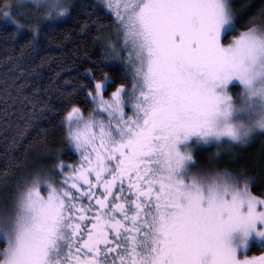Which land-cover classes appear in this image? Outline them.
<instances>
[{
  "label": "snow or ice",
  "instance_id": "1",
  "mask_svg": "<svg viewBox=\"0 0 264 264\" xmlns=\"http://www.w3.org/2000/svg\"><path fill=\"white\" fill-rule=\"evenodd\" d=\"M101 2L116 42L102 45L59 109L78 160L56 151L51 168L4 170L0 264H264V251L247 255L264 249V191L253 194L251 177L198 168L193 152L264 134V0L242 4L246 18L229 0ZM74 7L0 2V19L15 25L11 38L28 28L31 44ZM116 59L119 83L101 67ZM25 99L29 120L54 110ZM12 167H22L14 181Z\"/></svg>",
  "mask_w": 264,
  "mask_h": 264
},
{
  "label": "trees",
  "instance_id": "2",
  "mask_svg": "<svg viewBox=\"0 0 264 264\" xmlns=\"http://www.w3.org/2000/svg\"><path fill=\"white\" fill-rule=\"evenodd\" d=\"M15 1L0 0L9 5H14ZM71 3L75 6L70 9L72 15L54 21L52 28L47 26V22L42 24L31 44L28 41L32 40V33L28 28L11 38L9 33L15 25L0 19V180L10 165L31 169L51 168L49 166L56 158L50 153L56 151L66 163L72 164L78 160L77 154L63 143L59 109L67 94L84 80V70L95 66L94 62L102 55V45L109 38L115 43L117 37L112 16L97 0H71ZM260 3L261 0H240L234 11L246 18L241 5L258 6ZM91 5L97 6L94 12ZM20 19L23 20V17ZM85 21H88L87 29L82 32L80 29ZM241 24L238 22L237 27H241ZM97 36L100 38L96 39ZM121 59L106 61L101 65L116 77L118 83L123 71ZM127 86L130 88L131 83ZM233 89L238 92L236 87ZM73 95L79 103H84L83 94L77 92ZM25 97L34 100L38 97L39 101L46 102L54 110L45 111L42 118L29 120L32 105ZM196 153V163L209 167L212 163L209 152L201 150ZM244 158L247 163L253 161L246 156ZM244 166H248L261 179L260 185L250 184L253 194L260 195L264 191V168L260 172L258 165ZM22 167H12V181L21 174ZM0 191H3L2 183ZM261 251L264 249L253 245L247 253L258 254Z\"/></svg>",
  "mask_w": 264,
  "mask_h": 264
},
{
  "label": "rangeland",
  "instance_id": "3",
  "mask_svg": "<svg viewBox=\"0 0 264 264\" xmlns=\"http://www.w3.org/2000/svg\"><path fill=\"white\" fill-rule=\"evenodd\" d=\"M99 3L102 4L101 0H97ZM229 2L233 5V9L235 8L236 4L240 3V0H229ZM16 3V1H15ZM103 5V4H102ZM60 20V19H59ZM236 86L229 87V94L233 95L234 97L238 96V92L240 91L238 82H234ZM237 88L238 92H235L233 88ZM127 110V109H126ZM205 150L210 155L212 159V163L209 164V167H201L196 163V152ZM194 152V161L198 168H219V169H227L230 172L236 174H242L247 177H251L250 184H261V179L257 176L254 171H251L250 168L244 165H254L259 166L260 169L258 171H262L264 168V134H260L259 132L254 134V136L249 140L248 143L237 144L235 142H226L222 144H204L199 146L198 148L193 149ZM248 157L253 159V161L245 162L244 157ZM69 164V163H68ZM52 167V166H49ZM257 171V169H256ZM254 246H258L257 244H253ZM251 245V247L253 246ZM250 247V248H251ZM249 256L252 255H259L258 254H248Z\"/></svg>",
  "mask_w": 264,
  "mask_h": 264
}]
</instances>
